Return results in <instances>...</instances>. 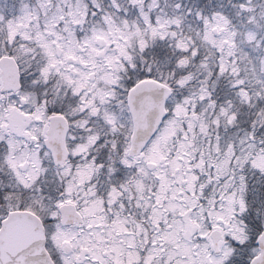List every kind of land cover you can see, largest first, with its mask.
<instances>
[{"label": "snow or ice", "instance_id": "obj_1", "mask_svg": "<svg viewBox=\"0 0 264 264\" xmlns=\"http://www.w3.org/2000/svg\"><path fill=\"white\" fill-rule=\"evenodd\" d=\"M0 264H264V0H0Z\"/></svg>", "mask_w": 264, "mask_h": 264}]
</instances>
